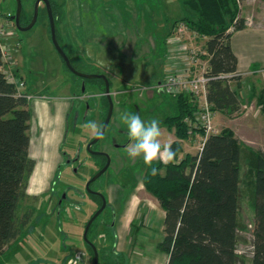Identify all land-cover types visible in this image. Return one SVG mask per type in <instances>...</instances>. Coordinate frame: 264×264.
Wrapping results in <instances>:
<instances>
[{
    "label": "rangeland",
    "instance_id": "obj_1",
    "mask_svg": "<svg viewBox=\"0 0 264 264\" xmlns=\"http://www.w3.org/2000/svg\"><path fill=\"white\" fill-rule=\"evenodd\" d=\"M83 1L87 2V0ZM120 1L124 4L123 9L129 18L128 22L136 28L134 29L137 38L143 44L151 45L153 51L158 52L161 49L167 27L173 18L180 15V7L177 2L175 0ZM21 3L24 10L26 8L30 11L33 7L31 0H21ZM239 3L240 15L245 18L246 25L254 26L263 21V0H241ZM15 9V0H0L1 12L14 14ZM47 22L45 8L41 5L31 27L25 30L16 29L21 44L16 57L19 69L25 79V90L29 94V123L32 120L33 112L36 113L37 124L39 123L40 117L37 116L39 107L36 105L32 108L30 104L33 105L37 100L52 101L59 96V93L66 94L69 92L68 107L61 115L63 126H60L56 117L57 110L51 104V127H54V132L49 136L48 144L43 143L41 145L37 140V137H43L42 134L36 135L35 141L32 142V150L34 148L36 151L37 165L28 182L27 197L18 207V214L29 207H33L29 221L30 231L5 255L0 257V264H69V261L77 254L81 255V264H85V261L86 264H91L90 253H88V248L82 238V230L90 217V212L99 207L97 206L98 199L87 191L85 182L98 167L101 159L86 149V143L91 133L84 129L83 125L87 121L97 123L100 120V113L103 112L101 109L104 110L103 102L97 94L88 93L93 90L89 86H86L85 95H81L82 80L63 65L62 58L51 42ZM184 35L191 45L202 46L204 36H194L190 30ZM59 41L61 42L60 39ZM62 46L68 52L67 46ZM77 55V52L69 55L75 66L81 71L93 72L95 67L91 61L84 59L80 62L81 60H77ZM101 60L110 69V73L105 74L109 78L111 73L129 77L128 84L120 80V87L128 86L129 89L124 94L112 93L113 106L108 125L104 131L105 135L98 140V143L94 144V150L100 146H105L111 159L106 170L94 179L89 187L94 191H99L103 196L106 195V189L107 196L112 201L118 187L115 184L120 183L121 179L128 181V186L133 187L130 191L135 194L132 196V202L134 205L138 203L137 208L142 207L148 205L146 199L139 197L143 193L141 182L143 167L141 163L143 161L142 159L138 160L139 158L132 160L127 156L126 151L121 147L124 136L114 132L113 124L115 121L122 122L120 116L125 111L137 113L145 121L157 119L158 116L173 109L175 98L157 88H153L152 94L149 95V90L146 91L141 87L143 84L157 80V77L154 78L155 80L149 77L154 64H151V67H145V56H143L142 61L138 58L129 64L115 57L102 58ZM203 61L206 59L202 58ZM156 71L158 73L160 69H156ZM243 72H240L238 78L241 83L240 87H237L236 80L230 82L232 87L238 91V95L240 93L242 95L238 111L226 116L229 118V120L225 119L228 124L221 123L217 118L218 116L212 120L217 131L221 127H228L242 142L239 164L236 243V249L240 250L237 253L242 257H238L236 264H250L248 248L252 241L257 218L252 203L253 150L259 149L264 153V112L261 114V103L258 99L259 89L257 88L264 85V70L259 72L258 76L245 73L246 70ZM114 87V84H111L110 90L112 91ZM41 129L43 127L40 125L37 132ZM162 129L160 139L163 143H167L173 132L165 126ZM200 136V134H195V136L190 137V141L193 140V143H189L187 138L183 139L185 149L190 153H196L199 150ZM114 138L116 147H111L110 144ZM114 155L118 156V161L115 160ZM119 166L122 169H119ZM107 183L110 184L107 185ZM105 198L107 197L105 196ZM114 219L113 208L107 204L94 219L87 234V239L95 243L99 250L98 264H114V260L117 259L119 260L118 264H129V254L125 251L126 247L132 249L140 246L138 248L143 251L141 248L145 246L144 243H140L141 240L139 242L137 238L132 236V232L129 233L131 239L128 236H121L119 242L116 236L113 238L114 229L108 221H114ZM106 229L109 230L108 233L105 232ZM155 229L157 230V227ZM105 234L109 235L107 239H105ZM112 240L115 250L116 246L125 249L121 254L109 250ZM148 249L149 247L146 250ZM145 251L140 255L142 258L147 256L144 254ZM106 257L110 261L112 260V263L110 261L106 263ZM161 257L163 258V255Z\"/></svg>",
    "mask_w": 264,
    "mask_h": 264
},
{
    "label": "trees",
    "instance_id": "obj_2",
    "mask_svg": "<svg viewBox=\"0 0 264 264\" xmlns=\"http://www.w3.org/2000/svg\"><path fill=\"white\" fill-rule=\"evenodd\" d=\"M49 1L60 44L57 25L62 19L64 1ZM175 1L180 7V15L172 19L164 33L161 49L153 53L165 58L166 39L179 23H184L195 36H204L201 47L205 55L201 57L206 59L204 73L209 77L206 99L212 111L218 110L230 116L238 111L242 98L230 83L236 80L237 87L241 85L237 57L230 44L232 33L246 26L245 18L240 15L241 0ZM32 10L33 7L26 12L27 9L22 6L21 24L30 20ZM4 15L6 12H0V18ZM262 20L264 22V0ZM69 59L76 69L81 70L70 56ZM225 73L232 75L219 76ZM83 80L84 85L89 81L97 82L99 90L104 91L102 78ZM108 82L110 87L109 79ZM167 94L175 98L174 110L164 114L160 124L173 128L178 139L189 138L195 130L203 134L201 128L189 129L184 120L196 109L194 96L185 92ZM101 99L104 112L100 123L108 107L105 94L102 93ZM259 101L264 112V90ZM29 117L28 98L16 95L13 83L7 81L1 71L0 50V257L30 231L33 207L18 214V207L27 197L29 176L34 166V159L29 155ZM178 139L170 142L175 152L173 162H154L157 175L152 176L142 162L141 182L164 210L163 236L156 243V248L167 253L165 264H236L238 257H242L235 251L242 142L230 128L221 127L219 131L206 135L196 153L180 155L182 146ZM253 152L252 203L257 218L251 241L250 264H264V153L259 149ZM98 156L104 160L103 156ZM131 226V232H136L138 226L134 222ZM107 257L106 263H109Z\"/></svg>",
    "mask_w": 264,
    "mask_h": 264
},
{
    "label": "crops",
    "instance_id": "obj_3",
    "mask_svg": "<svg viewBox=\"0 0 264 264\" xmlns=\"http://www.w3.org/2000/svg\"><path fill=\"white\" fill-rule=\"evenodd\" d=\"M63 1L64 5L62 7V19L57 25V34L58 38L61 40V47L63 48L62 45H65L67 46V49H69L68 52H66V50H64L63 48V50L68 55L75 54V52H77L78 61L81 60L80 62H82L84 61V59H86L87 61H91V63L96 69L92 71H99L100 73L104 74L110 73V69L105 65L104 61L103 65L97 63V61L101 60L102 58L115 57L129 64V62L138 58L140 61H142L143 56H145V67H151V64H154L152 66V73L149 74V77H151L152 80L157 77V80L154 79L155 81L150 82L149 84H143L141 87H145L144 89H146V91L149 90V95L152 94L153 88H157L159 90V82L164 77L165 72L169 70L166 65V57L162 58L157 53H153V47L151 45H146L140 42V40L137 38V35H135L136 30L134 29V25L128 22L125 10L123 9L124 4L121 3L120 0H87V2L83 0ZM26 12H28V10ZM2 17L0 19H2ZM230 44L237 57L238 72L244 73L243 70H246L245 73H252V75L258 76V73L264 70L263 21L260 24H256L254 26H249L247 24L244 28L233 32L230 38ZM19 47L13 53L16 58V61V54H18L17 52L19 50ZM88 48L92 50L94 59H89L84 54L85 49ZM17 67L18 73L23 76L19 69L18 62ZM156 69H160V71H158L157 73ZM108 79L110 80V86L111 84H114L115 86L112 90L113 94H124L125 91L129 89L128 86L123 88L120 87L121 81H125L126 84L129 83V77H127L126 75L121 76L119 74L111 73L110 78L108 77ZM86 86H89L90 89H93L90 90L88 93H99L100 86H98V83L89 81L86 85H84V89L81 95H85ZM257 88L259 89V99L262 90H264V85L258 86ZM68 93H59V96L54 98L52 101L37 100L33 103V105L32 103H30L29 100V103L31 104L32 108L36 107V105L39 107L37 116L40 117L39 123L37 124V118H35L36 113L33 112L31 117L32 120L29 123V155L34 159V166L32 172L34 171L37 165L36 151H34V148L32 150V142L35 141L36 135L39 136V134H42L43 137H37V140H39L41 145L43 143H45L46 145L48 144V138L54 132V127H51V104L57 110L56 117L58 119V124L60 126H63L61 115L64 114L65 110L68 107L67 99L70 96ZM172 110H174V105ZM171 111L166 112L170 113ZM262 113L263 111H261V114ZM163 116L164 114L158 116L157 119L160 120ZM215 116H218L217 118L221 121V123L223 122L228 124L227 120H229V118L226 117V115H224L220 111L214 110L213 119ZM40 125L43 127V129L37 132V129L40 128ZM164 126L167 127L165 124H160L161 131L163 130L162 128H164ZM167 129L173 132V135L171 136L169 142L178 139L174 134L173 128L167 127ZM113 130L115 133H120V135L122 134L124 136L122 139L123 141L125 140L126 136L128 143L130 142L127 136L126 126L123 124V122L115 121L113 124ZM195 134L202 135L200 131L195 130L190 133L189 138H187L188 141H190V137L195 136ZM178 140L180 141L182 146L180 155H183L185 152H189L187 149H185L183 139ZM113 143L114 144H110L111 147H114L115 145V138ZM189 143H193V140H191ZM103 148H105V146H103ZM114 157H116L115 160L118 161V156L114 155ZM140 159L142 158H139L138 160ZM118 168L122 169L121 166H119ZM142 171L143 170H141V175ZM128 183V181H122V179L121 182L118 184L113 183L115 185H118V187L115 195H113L112 201L109 200L107 196V191L105 189V196L107 197V200L111 204H113L114 208L116 209V237L119 242L121 241V236H128V238L131 239L129 233L131 232L133 226H131V224L132 222H134V225H137L138 228L132 236L134 238H137L138 241L141 240L142 242H139L144 243L145 246L141 248L143 251H140V249L138 248L140 246L133 247L132 249L126 247V250L120 246H116L115 251L117 252V254H121V252L124 250L127 251L129 254V264H162L161 262H164L163 264H165L167 261V253H165L164 251H160L156 248V243L163 236L164 210L159 205L157 199L144 188L143 184V193L140 194L139 197L146 199L148 201V205H143L142 207L137 208L138 203H135L134 205V202H132V196L135 194H132V191L130 190L133 187L128 186ZM108 184L110 183H107V185ZM137 216L138 218H136ZM156 227L157 230L155 229ZM138 241L137 243H139ZM148 247L149 249L146 250ZM144 251V254L147 255L143 256V258L145 259L140 256ZM162 255L164 259L161 257ZM110 263H112V260L110 261ZM118 263V259L114 260V264Z\"/></svg>",
    "mask_w": 264,
    "mask_h": 264
},
{
    "label": "built area",
    "instance_id": "obj_4",
    "mask_svg": "<svg viewBox=\"0 0 264 264\" xmlns=\"http://www.w3.org/2000/svg\"><path fill=\"white\" fill-rule=\"evenodd\" d=\"M10 13L0 19V50L1 71L5 79L14 85L16 95L29 98L25 90V79L18 73L17 61L14 56L15 50L20 46L16 27ZM189 28L184 23H179L175 30L166 39V65L169 70L159 82V89L165 93L185 92L194 96L196 109L191 116L184 118L188 128H201L204 133L200 136L202 142L210 132H217L213 124V111L210 102L206 99L207 82L209 77L204 73L206 61L202 62L201 55H205L202 47L191 45L184 33ZM191 31V30H190ZM195 36V35H194ZM200 64V66H199ZM198 67V70H197ZM232 73L220 74L230 76ZM252 254V244L248 248ZM236 253L240 252L235 249Z\"/></svg>",
    "mask_w": 264,
    "mask_h": 264
},
{
    "label": "clouds",
    "instance_id": "obj_5",
    "mask_svg": "<svg viewBox=\"0 0 264 264\" xmlns=\"http://www.w3.org/2000/svg\"><path fill=\"white\" fill-rule=\"evenodd\" d=\"M84 54L89 59H94L90 48L85 49ZM97 63L103 65L104 62L98 60ZM120 119L127 129V136L130 142L126 146L125 151L130 159L142 158L144 165L150 169L152 176L158 174V169L154 166L155 161H161L165 164L174 161L175 152L171 147V143L161 142V127L158 119L153 118L145 121L139 114L127 111L121 114ZM83 128L97 138H103L105 135L103 127L95 121L85 122ZM69 264H81V255L77 254L69 261Z\"/></svg>",
    "mask_w": 264,
    "mask_h": 264
},
{
    "label": "water",
    "instance_id": "obj_6",
    "mask_svg": "<svg viewBox=\"0 0 264 264\" xmlns=\"http://www.w3.org/2000/svg\"><path fill=\"white\" fill-rule=\"evenodd\" d=\"M15 1H16V9H15L14 14H10V16H11V18L14 21L16 29L25 30V29L31 27L32 24L36 20V17H37V14H38V10H39V3L43 2L45 10H46V14H47L51 42H52L54 48L56 49V51L58 52V54L60 55V57L62 58V60L64 61V63L67 66V68L71 72H73L74 74H76L77 76H79V77H81L83 79L84 78L99 77V78H102L104 80V94L106 95L107 100H108V108H107V112H106L105 118H104L103 123H102L101 126L103 127V130H105L107 125H108V122H109V119H110V116H111L112 106H113V104H112V96H111L112 91L110 90L109 82H108V79H107L106 75L104 73H100V72H84V71L76 69L72 65L68 54L63 50V48L61 47V45L59 44V42L57 40L56 33H55V23H54V18H53V15H52V11H51V6H50V1L49 0H34L31 18L24 25H22L20 23V21H19L20 12H21V8H22L21 0H15ZM83 79L81 81V91H83V89H84V80ZM98 139L99 138H97V137H93L90 141H88L86 143V148L92 154H103V155H105L107 159H106V162L86 180L85 187H86L87 191H90V192H96V191H93V190H91L89 188V183L91 181H93L94 179H96L99 175H101L105 171V169L107 168L108 163H109V156H108V154L106 152L101 151V150H94V149L90 148V144H92L93 142H95ZM99 195H100L101 200H102L101 201V205H100V207L97 210H95L93 212V214L89 217V219L87 220V222H86V224L84 226L83 238L87 242H89V240L87 239V236H86L87 229H88L91 221L94 219V217L101 211V209L105 205V197L101 193H99ZM89 243H90V245L92 247V250H93V261H92V264H97V262H98L97 250H96L95 246L93 245V243H91V242H89Z\"/></svg>",
    "mask_w": 264,
    "mask_h": 264
},
{
    "label": "flooded vegetation",
    "instance_id": "obj_7",
    "mask_svg": "<svg viewBox=\"0 0 264 264\" xmlns=\"http://www.w3.org/2000/svg\"><path fill=\"white\" fill-rule=\"evenodd\" d=\"M34 2V1H33ZM40 4L44 7V4H43V2H40ZM39 4V5H40ZM40 5V6H41ZM39 6V7H40ZM22 25H24V24H22ZM73 65V64H72ZM143 88H145V87H143ZM102 93L104 94V91L103 92H101L100 90H99V93L97 94V96H99L100 97V99H101V95H102ZM102 100V99H101ZM100 100V101H101ZM108 108V107H107ZM103 112H104V110L103 109H101ZM103 112H101V113H103ZM106 112H107V110H106ZM100 113V120H99V122H98V124L99 125H102V123H103V120H104V118H105V116H104V118H103V120H102V122L100 123V121H101V118H102V114ZM97 114H99L98 112H97ZM105 115H106V113H105ZM105 131V130H104ZM94 136L93 135H91L90 136V138L88 139V141H90L92 138H93ZM100 139V138H99ZM98 139V140H99ZM98 140H96L95 142H93L92 144H90V148L91 149H94V144L95 143H98ZM87 141V142H88ZM127 143H128V141H127V137L125 136V140L122 142V144H121V147L125 150V148H126V146H127ZM111 144H114L113 142H111ZM115 146V145H114ZM116 147V146H115ZM87 149V148H86ZM115 149V148H114ZM97 150H101V151H104V152H106L107 154H108V150L106 149V147L105 148H103V146H100V148H97ZM94 155H101V156H103V158H104V160L101 158V157H99L101 160H100V164H101V166L106 162V156L105 155H103V154H94ZM108 156H109V154H108ZM110 159H111V157L109 156V163H110ZM143 161V160H142ZM109 163H108V165H109ZM99 164V165H100ZM98 165V166H99ZM100 166V167H101ZM99 167V168H100ZM108 167V166H107ZM98 168V169H99ZM97 168L95 169V171H97L98 170ZM106 170V169H105ZM94 171V172H95ZM93 172V173H94ZM92 173V174H93ZM91 174V175H92ZM90 175V176H91ZM89 176V177H90ZM88 177V178H89ZM92 183V181L89 183V186H90V184ZM90 188V187H89ZM91 189V188H90ZM92 190V189H91ZM94 191V190H93ZM90 192V191H89ZM91 194H93L94 195V198L96 197L97 199H98V207H100V205H101V197H100V195H99V191H96V192H90ZM104 197H105V195H104ZM107 204L108 205H110L112 208H113V213H114V216H115V219H114V221L113 220H111V221H108V223L110 224V225H112V229H114L113 230V232L114 233H112L113 234V238L116 236V233H115V222H116V209L114 208V206H113V204H111L108 200H107V198H105V205H104V207L101 209V211L100 212H102V210L107 206ZM93 212L95 211V210H92ZM90 212V216L93 214V212ZM99 212V213H100ZM99 213L94 217V219H96L97 218V216L99 215ZM94 219L91 221V223H90V225H89V227H88V229H87V232H86V236H88L87 234H88V232H89V229H90V227H91V225H92V223H93V221H94ZM112 222V223H111ZM84 228V227H83ZM83 231H84V229L82 230V238H83ZM108 229H106L105 230V232L106 233H108ZM106 235V234H105ZM109 235H106V238L105 239H107V237H108ZM88 238V237H87ZM83 240H84V243H85V245L87 246V248H88V253H90V252H92V261H93V250H92V247H91V245H90V243L89 242H91V243H93L92 241H90L89 239V242H87L84 238H83ZM93 245L95 246V248H96V250H97V253L99 252V250H98V248H97V246L95 245V243H93ZM109 250L111 251V252H115L116 254H117V252L115 251V249H114V241L112 240L111 241V243H110V247H109ZM98 260H99V255H98ZM91 264H92V262H91ZM97 264H98V262H97Z\"/></svg>",
    "mask_w": 264,
    "mask_h": 264
}]
</instances>
